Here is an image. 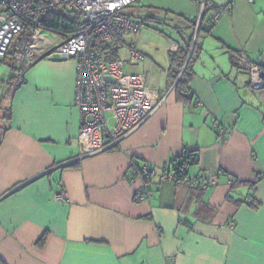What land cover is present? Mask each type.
<instances>
[{"label":"crops","instance_id":"0c3cea01","mask_svg":"<svg viewBox=\"0 0 264 264\" xmlns=\"http://www.w3.org/2000/svg\"><path fill=\"white\" fill-rule=\"evenodd\" d=\"M208 1L232 10L214 24L198 0H138L125 11L143 25L125 35L120 57L122 47L145 55L126 71L146 77L159 106L108 151L83 153L74 60L46 57L17 83L19 70L0 60L4 264H264V88L252 89L246 64L264 72V0ZM202 21L186 104L169 53L194 44ZM185 149L199 153L189 177L200 187L154 178L149 199L134 201L142 182L130 180L131 164L162 173ZM211 178L218 184L202 188Z\"/></svg>","mask_w":264,"mask_h":264},{"label":"built area","instance_id":"2783aa9c","mask_svg":"<svg viewBox=\"0 0 264 264\" xmlns=\"http://www.w3.org/2000/svg\"><path fill=\"white\" fill-rule=\"evenodd\" d=\"M37 1L40 3L37 4ZM202 3V14L210 10L211 22L232 10L231 5L214 6L208 0ZM138 0H0V60L7 58L14 39L20 35L26 24L35 20V8L39 11L53 10V15L66 21L72 27L66 38L59 34L42 33L37 24L27 47L15 54L14 66L20 69L16 80H23V72L30 65L46 57L56 55L62 60H74L76 63L75 106L80 112L84 155L104 152L117 147L148 121L159 104L153 100L147 89L143 74L126 71L127 63L137 65L145 60V55L137 49L129 50L128 61L109 60L96 50V44H121L128 32L139 29L143 23L133 20L125 14ZM58 37L54 43L49 38ZM250 72V85L253 90L264 88V72L255 63L246 62ZM110 78L113 81H108ZM200 105L199 102H196ZM220 137L227 129L216 125ZM151 175L160 183H174L173 173H160L153 166L142 163L131 164L128 176L132 182L141 181L142 185L134 193V201L140 203L149 199L151 192L143 176ZM192 188L200 187L194 179L183 183ZM218 184L211 178L202 184L208 188ZM58 201L66 199L62 188L55 194Z\"/></svg>","mask_w":264,"mask_h":264},{"label":"trees","instance_id":"16d2710c","mask_svg":"<svg viewBox=\"0 0 264 264\" xmlns=\"http://www.w3.org/2000/svg\"><path fill=\"white\" fill-rule=\"evenodd\" d=\"M38 3H40V1H37V4ZM209 12L210 10H207L206 14H209ZM55 14L56 13L53 10L39 11L37 8H35V20L33 22L26 24L23 32L14 39L11 49L8 53V56L4 60L10 59L12 67L16 68L14 66L13 57L17 52H20L27 47L31 36L36 29L35 26H37V24L41 25V28L45 33L59 34L62 37L66 38L72 27L66 21H62L61 19H58L55 16H53ZM203 21L199 28L198 36L194 44H193L194 41L193 36H191L189 41H186L185 43L180 45L179 49L176 52L169 53L170 76L173 81H176L175 90H176L177 98L178 100L186 104H189L193 101V93L190 89V82L194 75L192 70V64L195 59V54L197 53L198 37L200 36L201 31L204 29ZM148 22L157 23V24L159 23L157 19L153 20L151 18L148 19L147 21L145 20V23L148 24ZM119 45L120 44L112 45L107 43H98L96 44V50H98L102 55H104L109 60H119L121 58ZM16 69L19 70L20 73L21 70L18 68ZM199 160H200V156L197 151H191L185 149L179 157L173 158L170 161V163L162 171V173H168V174L173 173L175 182L178 184L183 183L186 179H191L189 177L190 168L198 164ZM133 163L136 166L141 165V163L135 161ZM143 178L149 187L152 180L156 177L148 175V176H143ZM254 181L256 183L258 181V178L256 177ZM237 184L238 183L236 182V180H234L232 184L233 189L237 187ZM0 264H4V262L1 259H0Z\"/></svg>","mask_w":264,"mask_h":264},{"label":"rangeland","instance_id":"374dc122","mask_svg":"<svg viewBox=\"0 0 264 264\" xmlns=\"http://www.w3.org/2000/svg\"><path fill=\"white\" fill-rule=\"evenodd\" d=\"M130 8H131V7H130ZM163 29H165V28H163ZM143 30H144V29H143ZM41 32L45 34V32H44L43 30H42ZM145 32H146V31H145ZM147 34H149V33H147ZM151 34H153L152 36H154L156 33H151ZM126 36H127V35H126ZM126 36H125V37H126ZM156 36H159V35L156 34ZM125 37H124V39H125ZM63 38H64V37H63ZM149 39H150V37H149ZM126 40H128V36H127V39H126ZM121 52H122V54H121V55H122V59H123V60H126L127 57H128V56H127L126 48H123V47H122Z\"/></svg>","mask_w":264,"mask_h":264},{"label":"water","instance_id":"95a60500","mask_svg":"<svg viewBox=\"0 0 264 264\" xmlns=\"http://www.w3.org/2000/svg\"><path fill=\"white\" fill-rule=\"evenodd\" d=\"M107 80H108V81H113V80H111L110 78H108Z\"/></svg>","mask_w":264,"mask_h":264}]
</instances>
